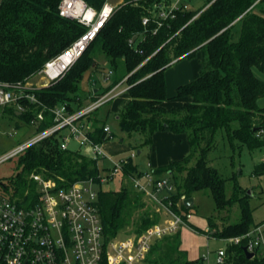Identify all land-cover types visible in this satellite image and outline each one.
Segmentation results:
<instances>
[{
    "label": "trees",
    "instance_id": "obj_1",
    "mask_svg": "<svg viewBox=\"0 0 264 264\" xmlns=\"http://www.w3.org/2000/svg\"><path fill=\"white\" fill-rule=\"evenodd\" d=\"M61 0H4L0 7V80L19 81L32 77L44 63L66 49L85 27L58 13ZM96 10L108 0H84ZM163 0H122L114 6L108 21L95 39L65 75L35 90L37 99L48 107L68 103L74 111L82 104L78 95L80 82L87 72L98 71L100 66L94 55L104 53L113 80L102 90H109L126 76L130 96L126 106L115 119L122 134L129 137L137 133L134 146L150 145L156 130L186 133L189 152L179 160L153 169L156 175H168L176 190L171 196L174 205L187 208L183 198L197 192H209L215 209L239 206V220L218 228L208 217V236L218 239L242 236L255 224L249 206L247 190L245 199L236 184L230 196L226 194V179L212 165L210 153L217 147V137L225 133L232 148L264 150V142L255 137V131L264 127V0H203L197 9L179 8L174 17L162 20L160 26L153 20L155 3ZM150 17L147 24L143 17ZM239 26L238 36L232 29ZM157 28L156 31H153ZM134 38L129 45L128 39ZM201 52V67L196 79L179 85L174 98L189 97L180 107L167 109L165 70L173 61L194 57ZM94 63V65H93ZM95 97H92V100ZM40 107L30 105V110L17 115L25 124ZM95 109L88 116L91 121L90 137L104 142L116 137L113 131L103 137V127L109 112ZM46 114V113H45ZM52 122L49 116L38 129ZM234 124V125H233ZM123 140V137H120ZM19 169L10 178L13 196H31L34 185L26 179L31 172L47 176H60L65 183L92 177L98 180L99 163L79 150H60L57 141L46 139L18 155ZM106 164V163H105ZM106 171L107 167H102ZM125 177L141 173L131 157L122 166ZM254 173H264L263 161L254 167ZM8 185L7 188L10 187ZM26 191H28L26 193ZM141 193L134 189L100 190L97 206L104 233L108 237L120 233H140L159 221V214L137 209L143 206ZM177 210V207H174ZM137 213V215H136ZM152 215V216H150ZM132 231H126L127 226ZM191 228L194 229L191 225ZM245 239L239 243H225V264H264V258L244 254ZM203 257L188 259L180 247L179 231L156 240L148 255L150 264H202Z\"/></svg>",
    "mask_w": 264,
    "mask_h": 264
},
{
    "label": "built area",
    "instance_id": "obj_2",
    "mask_svg": "<svg viewBox=\"0 0 264 264\" xmlns=\"http://www.w3.org/2000/svg\"><path fill=\"white\" fill-rule=\"evenodd\" d=\"M3 1L0 0V7ZM186 1L155 3L153 20L160 26L162 20L174 17L175 10L188 9ZM113 11L114 6L108 2L96 10L84 0H61L58 5L59 15L77 21L85 27V31L56 57L44 63L38 71L44 83L36 85L31 81L32 77L12 82L0 80L1 109L12 108L20 115L28 112L30 105L40 107L26 124L33 127L32 135L1 155L0 163L46 139H56L60 150L71 149V142H75L79 147L75 150L96 160L100 169L97 181L89 177L72 183H65V178L60 176L31 172L26 179L34 187L31 196L23 199L13 196L5 181L0 182V264H150L147 258L156 240L176 233L183 226L191 228L189 222L192 212L179 208V202L174 205L171 199L176 190L173 180L166 174L156 175L153 170H147L140 174H130L128 179L135 191L146 195L158 207L161 219L137 234L108 237L104 233L97 206L98 192L90 190L88 185L104 183L123 174L125 159L114 161L111 156H107L102 142L92 140L88 116L101 105L127 91L129 85L126 83V76L100 96L95 95V99L71 112L66 102L48 107L35 95L36 89L65 75L95 39ZM150 19L143 17L142 23L147 24ZM156 30L157 28L153 31ZM134 40L133 37L129 38V45H133ZM111 74L112 71L109 70L106 77L109 78ZM49 116L51 124L38 129ZM103 131L105 138L110 133V127L104 125ZM14 133L15 131H10L8 134L11 136ZM255 137L264 142V127L256 129ZM131 156L135 154L132 153ZM107 159L111 160V165L105 164ZM104 166L107 167L105 174L101 173ZM241 238L245 239L244 247L248 251L264 258V220L255 223L242 236L221 240L239 243ZM225 250V245L216 249L209 264H225ZM205 258L207 257L204 256L203 259Z\"/></svg>",
    "mask_w": 264,
    "mask_h": 264
},
{
    "label": "rangeland",
    "instance_id": "obj_3",
    "mask_svg": "<svg viewBox=\"0 0 264 264\" xmlns=\"http://www.w3.org/2000/svg\"><path fill=\"white\" fill-rule=\"evenodd\" d=\"M164 1L166 4L168 3V1ZM108 2L113 6H117L122 2V0H109ZM186 2L189 8L194 10L203 3V0H187ZM154 13L155 11H153V14ZM237 27L238 25L236 24L232 29L235 38L236 30L238 29ZM94 58L100 67H104L103 69L109 67L107 59L101 51H98L96 55H94ZM185 62L186 61H178L177 63H173L168 66L165 71L167 86L171 92L176 89L175 84L177 85V73L187 67L183 66V63ZM38 71L31 78V81L36 85H40L45 82ZM88 74L89 72L84 74L77 91L81 94V96L85 97L84 99H81V104H84L85 102L88 103L90 101L87 98V93L91 92L92 84H87ZM101 75L99 76L102 77ZM259 75L264 79V71ZM174 91L170 94H173ZM100 94L101 92H98L96 96H100ZM125 100L126 99L122 96L118 97L113 101L112 106H118V108H120V106L125 104ZM111 101L112 99L101 105L99 107V113H105L109 106L107 104ZM259 104L264 105V97L260 99ZM122 108L123 107H121V109ZM116 115H110L108 117L109 124L116 136L114 139L111 138L108 141L116 143L119 150L112 153L111 151L104 149L107 156H111V158L116 162L131 157L134 163L137 164L138 169H148L146 148L144 147L140 149V147H134L139 140L138 134L133 133L130 137L126 133L122 134L115 119ZM10 131H15L14 135L10 136L8 134ZM32 131L33 127L31 128L30 126L24 124L20 118L18 119L7 110L0 108V156L8 153L19 143L25 141L32 135ZM120 137H123V141H119ZM217 138V147L210 153V158L213 159L212 165L216 167L219 174L226 179L227 196L231 195L232 188L235 184L240 186V190L242 191V195L245 199L247 198L245 191L250 189V196L248 195L249 198H247L246 201H249V206L252 209L253 222L264 219V173L261 175L254 173L255 165L260 161H263V151L261 152L258 149L249 150L244 146L241 147V150H238L237 147L231 149L223 131L218 134ZM70 148L75 150L79 147L75 142H71ZM138 150H141V154L137 153ZM132 153H134L135 156H131ZM105 162L107 165H111V160L107 159ZM18 169V155L1 162L0 182L5 181L7 185H12L10 178L17 172ZM101 173L105 174V171L102 170ZM88 187L90 190L95 192H99L100 190H119L123 188L134 189L130 179L123 176V174L116 175L113 179L104 183L89 184ZM10 188L12 187L10 186ZM141 196L144 204L141 208L136 210L138 216L142 211H148L150 214L153 212L159 214V219H161L162 214L158 207L146 195L141 194ZM190 212H192V218L190 221L193 223L192 227L194 229L188 228L187 226H183L180 229L179 236L181 244L187 250L189 256H195V258L206 256L207 258L202 259V264H209L213 260V251L219 247H223L226 242L213 236H208V232H206L210 227L208 217H210L214 225L220 229L225 225L239 220V206L235 203L229 209L226 208L224 210L217 211L211 194L209 192L200 191L194 194V206L190 209ZM132 229L133 227L129 225L125 228L126 231H132ZM128 234L132 233L128 232ZM119 235L122 236L123 233H120Z\"/></svg>",
    "mask_w": 264,
    "mask_h": 264
},
{
    "label": "crops",
    "instance_id": "obj_4",
    "mask_svg": "<svg viewBox=\"0 0 264 264\" xmlns=\"http://www.w3.org/2000/svg\"><path fill=\"white\" fill-rule=\"evenodd\" d=\"M166 1H168V3H169L173 0H166ZM163 2H165V1L163 0ZM185 3L187 4V2H185ZM263 5H264V3H263ZM188 9H190L189 6H188ZM237 28L238 29L236 30V38L238 36L239 26ZM178 61H186L185 63H183L184 64L183 66H187V67H185V69H183L182 71L177 73L178 78H176L177 79V85L175 84L176 88H177V86L188 83V82H190V81H192L198 77L200 67H201V52L197 51L195 53L194 57L183 58V59H180L177 61H173L171 64L177 63ZM100 68H101L100 70L92 71L88 74L87 84L88 83L92 84L91 85V92L87 93L88 100H91L92 97H95V95L98 92H102L104 87H106L113 80L114 71L110 67H106V69H103L104 67H100ZM109 70L112 71V74L109 76V78H107L106 74H108ZM99 75H101L102 77H100ZM164 75H165V73H164ZM105 78H107V80H105ZM165 83H166V94H167L168 98L162 102V105L164 107H166L167 109L177 108V107H180L185 102L190 101V98L187 96L182 97V98H174V95L176 93V89H175V91L173 90L174 91L173 94H170L173 91L171 92V90L168 89L166 76H165ZM167 90H168V92H167ZM78 95H79L80 99L85 98V97L81 96V94H79V93H78ZM121 96L126 99L125 104L120 106V108H118V106H116V107L112 106L113 101L116 98L121 97ZM87 98H86V100H87ZM129 99H130V96H129L127 91L121 93L120 95H118L117 97L112 99V101L107 104V105H109L107 111L109 112L110 115L118 114L126 106ZM85 104H86V102L83 105H85ZM121 107H123V108L121 109ZM91 117L94 118V115L91 114ZM105 125H108L110 127V131H112V128L109 124L108 119H107ZM112 139H114V138H112ZM119 141H123V140L119 138ZM102 146L104 149L109 150L112 153L119 150V147L116 143H113V142L108 141V140L102 142ZM144 147L146 148V157H147L148 169H146V170L139 169V171L153 170L157 167L164 166V165L168 164L170 161L181 159L184 155H186L189 152V145H188L186 133H174V132H171L169 130H156V131H154V133L152 135L151 144L150 145H141L140 149H142ZM137 153L141 154V150H138ZM193 199H194V195H193ZM193 205H194V201H193ZM262 220H264V219H262ZM262 220H260V221H262ZM260 221H257L254 223H258ZM189 223L191 225L193 224L191 221ZM188 228H190V227H188ZM185 231H186V229H185ZM187 231H188V229H187ZM179 233H180V230H179ZM180 247L182 249L186 250L181 244V239H180ZM186 252H187V250H186ZM214 252L215 251H213V256H214ZM187 256H188V259H195V256H192V257L189 256L188 252H187Z\"/></svg>",
    "mask_w": 264,
    "mask_h": 264
},
{
    "label": "water",
    "instance_id": "obj_5",
    "mask_svg": "<svg viewBox=\"0 0 264 264\" xmlns=\"http://www.w3.org/2000/svg\"><path fill=\"white\" fill-rule=\"evenodd\" d=\"M93 65H94V63H93ZM250 192H251L250 189H248L247 193L250 194ZM193 201H194L193 197H187V198L183 199V203L187 208H189L193 205ZM243 251H244V254L246 255L247 258H251L254 256L253 252L248 251L245 247H243Z\"/></svg>",
    "mask_w": 264,
    "mask_h": 264
}]
</instances>
